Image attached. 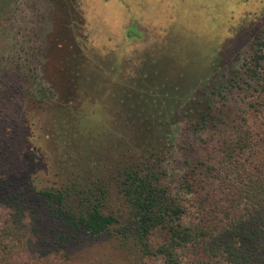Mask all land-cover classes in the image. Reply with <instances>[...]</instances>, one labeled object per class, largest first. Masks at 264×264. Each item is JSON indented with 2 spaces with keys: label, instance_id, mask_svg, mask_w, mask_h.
Wrapping results in <instances>:
<instances>
[{
  "label": "rangeland",
  "instance_id": "1",
  "mask_svg": "<svg viewBox=\"0 0 264 264\" xmlns=\"http://www.w3.org/2000/svg\"><path fill=\"white\" fill-rule=\"evenodd\" d=\"M257 71L264 0H0V264H163L166 229H151L150 253L127 254L109 233L70 236L35 188L100 152L121 206L116 172L147 157L193 221L184 174L253 115ZM206 103L215 117L202 123Z\"/></svg>",
  "mask_w": 264,
  "mask_h": 264
},
{
  "label": "trees",
  "instance_id": "2",
  "mask_svg": "<svg viewBox=\"0 0 264 264\" xmlns=\"http://www.w3.org/2000/svg\"><path fill=\"white\" fill-rule=\"evenodd\" d=\"M261 59L257 55L256 62ZM257 80L260 103L251 105L253 115L234 121L215 141V157L195 162L184 174V195L196 208L193 221L184 219L183 197L160 184L147 157L144 172L133 164L116 172L121 206L115 207L101 175L99 162L104 155L100 152L73 156L71 163H63L70 169L61 171L59 185L36 187V193L70 236L109 233L127 254L150 253L148 234L160 227L169 234L156 249L164 257L163 264H182L181 251L189 249L196 264H264V78L258 71ZM211 108L206 103L200 110L202 123L215 117Z\"/></svg>",
  "mask_w": 264,
  "mask_h": 264
}]
</instances>
